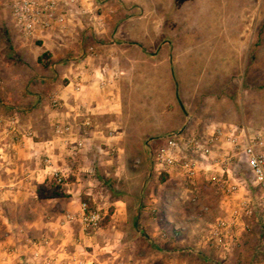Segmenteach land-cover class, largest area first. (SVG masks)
<instances>
[{
  "label": "crops",
  "instance_id": "1",
  "mask_svg": "<svg viewBox=\"0 0 264 264\" xmlns=\"http://www.w3.org/2000/svg\"><path fill=\"white\" fill-rule=\"evenodd\" d=\"M75 1L96 21L70 6L64 31L55 25L24 38L10 10L3 9L7 1L0 0V264H20L34 254L39 260L31 264L45 259L73 264L72 258L84 264H177L175 242L188 228L195 238L188 249L198 252L189 254L198 260L195 264H264L263 246L253 249L256 231L245 218L228 235L227 242L234 240L235 246L227 255L200 236L201 217L230 221L250 200L238 174L242 161L223 140L193 179L197 193L203 182L211 188L217 184L221 192L207 197L210 204L193 212L189 224L165 210L162 220L151 223L134 196L124 198L109 189V176L125 168L120 156L134 154L132 140L143 149L147 140L171 132L207 141L217 129L240 128L218 114L199 119L182 107L174 91L175 53L164 51L165 40L152 50L148 36L132 32L135 20L124 16L132 6L120 0ZM51 97L58 100L56 110ZM56 127L70 131L58 136ZM78 142L83 144L79 150ZM222 170L236 187L233 194L219 182ZM55 173L63 177L60 184ZM162 175L168 189L162 190L163 198H174L181 174L165 169ZM142 184L147 193L148 183ZM82 202L102 213L91 237L78 223L64 220L78 217ZM151 202L160 205L161 196ZM163 202L166 208L168 201ZM167 236L172 243L163 240Z\"/></svg>",
  "mask_w": 264,
  "mask_h": 264
},
{
  "label": "rangeland",
  "instance_id": "2",
  "mask_svg": "<svg viewBox=\"0 0 264 264\" xmlns=\"http://www.w3.org/2000/svg\"><path fill=\"white\" fill-rule=\"evenodd\" d=\"M120 1L132 6L131 10L124 12V16L135 20L132 27L134 34L148 36L153 42V46L149 45L152 50L157 45L162 47L164 44H161V40H165L168 43L164 51L175 53L174 91L187 112L199 119L218 114L224 120L231 121L229 124L260 132L264 140V0ZM5 5L2 8L10 10L8 3ZM10 23L14 24L13 21ZM132 142L134 154L120 156L119 161L125 168L109 176V189L123 194L124 198L134 196L135 204H140L138 210L145 206L151 223L157 217L162 220L165 210L173 218L182 216L189 224L194 221L193 212L198 214L201 207L210 204L207 197L215 196L212 195L215 191L221 192L217 184L211 188L203 182L197 193L193 190L195 177L187 180L179 176L176 180L179 188L174 198L171 195L163 198L162 190L168 192L160 180L164 171H152V157L159 140H147L143 149L136 145V140ZM137 163L139 166L142 164L143 168L135 167ZM238 168L239 177L247 189L245 197L251 200L253 213L250 220L245 219L250 229L256 231V246L253 249L262 245L264 250L260 193L249 184V173L243 162ZM145 181L148 183L147 193L142 190ZM158 196H161L160 205L151 202ZM162 199L168 201L165 202L166 208L162 206ZM200 219V236L206 238L215 220L210 217ZM188 229L175 242L177 264H195L198 261L189 253L181 252L195 240ZM163 240L172 243L171 237ZM151 242L154 248L158 247L156 237Z\"/></svg>",
  "mask_w": 264,
  "mask_h": 264
},
{
  "label": "built area",
  "instance_id": "3",
  "mask_svg": "<svg viewBox=\"0 0 264 264\" xmlns=\"http://www.w3.org/2000/svg\"><path fill=\"white\" fill-rule=\"evenodd\" d=\"M10 9V15L24 38L33 36L36 30L47 31L55 25L60 26L64 31L66 14L70 6L76 7L77 14L85 17L88 21L95 22L96 16L91 11L83 10L75 0H6ZM90 51H92L90 49ZM50 106L56 110L59 108L58 100L50 98ZM87 125V123L85 124ZM69 127H56L55 134L60 136L68 134ZM223 140L230 145V148L238 155L245 164L249 173V184L260 193L259 206L264 224V140L260 132H251L245 129L228 128L227 132L217 129L213 136L203 141L194 134L184 136L182 132H171L159 140V146L152 157V169L160 173L165 169H177L184 179H193L199 171V167L204 166L213 153L216 143ZM82 142L77 143V149H81ZM54 180L60 184L61 174H54ZM227 173L221 171L220 184L226 187L227 191L233 194L236 191L234 185L229 184ZM251 200H245L240 204V211L234 212L230 221L217 220L208 231L205 244L211 249L220 251L223 255L231 252L235 246V241L227 242L235 222L241 218H250L252 209ZM66 223L76 222L79 224L83 234L87 237L93 236L100 227L103 220L102 213L97 208H90L86 203L79 205L78 217L66 215ZM182 253L197 255V249H184ZM39 260L34 254L30 258L21 261L20 264H31ZM73 264H84L82 260L72 258ZM39 263V262H38ZM41 264H63L56 260L45 259ZM116 264H124L117 261Z\"/></svg>",
  "mask_w": 264,
  "mask_h": 264
},
{
  "label": "trees",
  "instance_id": "4",
  "mask_svg": "<svg viewBox=\"0 0 264 264\" xmlns=\"http://www.w3.org/2000/svg\"><path fill=\"white\" fill-rule=\"evenodd\" d=\"M160 180H161V181H163V180H164V176H163V175H162V177L160 178Z\"/></svg>",
  "mask_w": 264,
  "mask_h": 264
}]
</instances>
